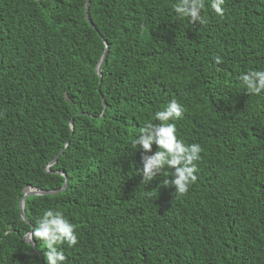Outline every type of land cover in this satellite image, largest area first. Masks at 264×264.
I'll return each instance as SVG.
<instances>
[{
    "label": "trees",
    "instance_id": "obj_1",
    "mask_svg": "<svg viewBox=\"0 0 264 264\" xmlns=\"http://www.w3.org/2000/svg\"><path fill=\"white\" fill-rule=\"evenodd\" d=\"M178 2L89 0L90 25L86 0H0V264H48L25 236L49 210L75 226L66 264H264V92L239 79L264 71V0H205L202 25ZM173 100L202 148L184 196L167 167L141 184L158 149L131 147Z\"/></svg>",
    "mask_w": 264,
    "mask_h": 264
},
{
    "label": "clouds",
    "instance_id": "obj_2",
    "mask_svg": "<svg viewBox=\"0 0 264 264\" xmlns=\"http://www.w3.org/2000/svg\"><path fill=\"white\" fill-rule=\"evenodd\" d=\"M225 0H211L210 8L218 16H223ZM205 8V0H179L174 6V11L181 19L187 18L192 23L202 25L205 20L201 12ZM215 63H222L220 57L215 58ZM242 88L248 95H260L264 92V71H249L239 77ZM183 108L176 102L168 104L164 111L155 113L154 119L158 123H147L139 130V135L132 140L131 147L139 146L145 153L151 152L155 144L157 151L152 156L142 157V180L141 184L147 185L158 174H163L165 167L174 171L168 173L171 179H164V187L175 189L177 196H184L190 187L197 181L196 162L200 159L202 148L198 144L185 145L176 136V126L170 121L182 118ZM75 226L64 218L61 212L45 211L43 216L25 240L31 247L33 239L40 242L46 249L48 264H66V257L60 250L63 245L69 248L78 243Z\"/></svg>",
    "mask_w": 264,
    "mask_h": 264
},
{
    "label": "water",
    "instance_id": "obj_3",
    "mask_svg": "<svg viewBox=\"0 0 264 264\" xmlns=\"http://www.w3.org/2000/svg\"><path fill=\"white\" fill-rule=\"evenodd\" d=\"M88 4H89V0H86V5H85V14H86V16H85V18H86L87 22L91 25V23L89 21V18H88V13H87ZM93 30H95V29L93 28ZM104 45H105L104 52L101 55L100 60H99L97 66L95 68V72L98 75V77H101V66H102V63L104 61V58H105V55H106V52H107V46H106L105 42H104ZM56 158H57V156L54 158V160L50 164H54L55 161H56ZM61 175L64 176V184H63V187H62V189L60 191L65 190L66 185H67L66 176L64 174H61ZM58 192L59 191H41V190H37V189L32 188V187H28V188H26L24 190V195L25 196H30V195H53V194H56ZM20 216H21L22 220H25L24 214H23V200H21V202H20ZM25 242L28 243V241H26V240H25ZM31 245H33L32 241H31Z\"/></svg>",
    "mask_w": 264,
    "mask_h": 264
}]
</instances>
